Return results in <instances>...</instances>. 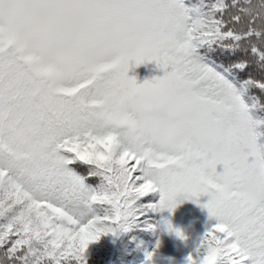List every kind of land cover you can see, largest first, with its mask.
Returning a JSON list of instances; mask_svg holds the SVG:
<instances>
[{
    "label": "snow or ice",
    "instance_id": "1",
    "mask_svg": "<svg viewBox=\"0 0 264 264\" xmlns=\"http://www.w3.org/2000/svg\"><path fill=\"white\" fill-rule=\"evenodd\" d=\"M149 60L164 75L137 83ZM237 77L264 90V0H0V264H87L133 228L186 240L152 222L181 194L208 215L183 264H264V146Z\"/></svg>",
    "mask_w": 264,
    "mask_h": 264
},
{
    "label": "trees",
    "instance_id": "2",
    "mask_svg": "<svg viewBox=\"0 0 264 264\" xmlns=\"http://www.w3.org/2000/svg\"><path fill=\"white\" fill-rule=\"evenodd\" d=\"M185 4L187 6V0H185ZM237 55L243 56L244 53L239 52ZM222 57V53L219 56L214 55L218 63L222 62ZM164 71L155 61L145 62L139 66L132 62L128 75L135 77L137 83H143L145 80L163 76ZM247 78L244 76L242 79L246 80ZM240 80L241 77H237L236 86L240 91L242 101L249 109V116L254 122V131L259 134L256 141L257 145L264 146V90L251 85L242 88L239 83ZM261 150L264 151V147ZM217 172H223L222 165L217 166ZM155 199H159L158 193L155 195ZM208 199L207 195L199 197L201 204L206 203ZM177 201V207L173 213H169L167 210L152 213V222L158 223L161 219L170 220L176 228L183 230L187 237L186 240H180L174 233L169 234L162 228H157L155 232L133 228L128 233L118 236L111 234L102 236L98 242L90 244L85 253L87 264H139V260H142L143 256L136 250L137 245L146 246L150 250L157 240L159 241V248L155 264H169L170 260L161 258L162 255L173 258L171 261L174 264H183L184 257L204 233L208 223V215L205 209L199 207L193 200L186 199L182 194L177 197Z\"/></svg>",
    "mask_w": 264,
    "mask_h": 264
},
{
    "label": "rangeland",
    "instance_id": "3",
    "mask_svg": "<svg viewBox=\"0 0 264 264\" xmlns=\"http://www.w3.org/2000/svg\"><path fill=\"white\" fill-rule=\"evenodd\" d=\"M144 82V81H143ZM161 256V255H160ZM161 258L167 259V260H172L173 258L171 257H166V256H161ZM175 260V259H174Z\"/></svg>",
    "mask_w": 264,
    "mask_h": 264
},
{
    "label": "clouds",
    "instance_id": "4",
    "mask_svg": "<svg viewBox=\"0 0 264 264\" xmlns=\"http://www.w3.org/2000/svg\"><path fill=\"white\" fill-rule=\"evenodd\" d=\"M134 62V61H133ZM148 62H152V60H149ZM142 64H144V63H142ZM173 225V224H172ZM173 227L174 228H176L174 225H173ZM176 229H178V228H176ZM166 230V229H165ZM167 231V230H166Z\"/></svg>",
    "mask_w": 264,
    "mask_h": 264
}]
</instances>
